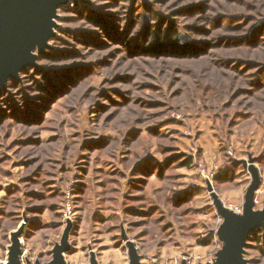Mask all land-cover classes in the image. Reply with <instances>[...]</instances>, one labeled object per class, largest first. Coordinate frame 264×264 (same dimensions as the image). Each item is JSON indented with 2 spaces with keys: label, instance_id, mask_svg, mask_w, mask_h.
<instances>
[{
  "label": "rangeland",
  "instance_id": "1",
  "mask_svg": "<svg viewBox=\"0 0 264 264\" xmlns=\"http://www.w3.org/2000/svg\"><path fill=\"white\" fill-rule=\"evenodd\" d=\"M261 24L264 0L60 3L0 85V264L16 240L21 264H46L66 236L67 264H130L131 244L141 264H213L216 198L243 210L255 171L264 209Z\"/></svg>",
  "mask_w": 264,
  "mask_h": 264
},
{
  "label": "water",
  "instance_id": "2",
  "mask_svg": "<svg viewBox=\"0 0 264 264\" xmlns=\"http://www.w3.org/2000/svg\"><path fill=\"white\" fill-rule=\"evenodd\" d=\"M66 0H0V85H4L10 75H16L24 64L32 63L30 51L38 44L46 45L51 34L52 17L56 8ZM248 188L243 212L237 213L226 208L216 198L218 213L223 217L220 235L225 240V249L218 253L213 264H248L244 259L250 234L264 228V209L255 210V192L259 186L257 173ZM18 240L10 252L7 264H21ZM67 236L63 244L53 250L54 258L46 264H66L64 253L68 249ZM130 264H141L140 256L131 244ZM40 264V263H36ZM91 264H98L93 258Z\"/></svg>",
  "mask_w": 264,
  "mask_h": 264
},
{
  "label": "trees",
  "instance_id": "3",
  "mask_svg": "<svg viewBox=\"0 0 264 264\" xmlns=\"http://www.w3.org/2000/svg\"><path fill=\"white\" fill-rule=\"evenodd\" d=\"M264 27V24H261L259 28ZM151 30V29H149ZM161 29L157 28V29H152L151 32L154 34L153 38L154 40H156V44L152 45L153 48H155L156 46H160L162 47L163 44L161 43H157L159 41H161ZM167 34L170 36L172 35L173 41L171 42V46H173L174 48H184L185 50H188L190 52L194 53V50H197L195 47L191 46L190 44L184 43L182 44L179 41V34H178V30L176 29V27H174L173 25H171L168 29H167ZM191 163V159H187L184 164L185 165H189ZM229 174V173H228ZM218 179H224L227 181H232L233 176L232 175H227L225 173L220 174V176H218ZM260 240H264V228H258L256 230V232H254L253 234L250 235V238L248 241L253 242V241H258L260 242ZM249 243L247 244V247H249Z\"/></svg>",
  "mask_w": 264,
  "mask_h": 264
},
{
  "label": "built area",
  "instance_id": "4",
  "mask_svg": "<svg viewBox=\"0 0 264 264\" xmlns=\"http://www.w3.org/2000/svg\"><path fill=\"white\" fill-rule=\"evenodd\" d=\"M232 210H233V209H232ZM233 211H235V212H237V213H241V212H243L242 208H240L239 206H235ZM66 264H67V263H66Z\"/></svg>",
  "mask_w": 264,
  "mask_h": 264
}]
</instances>
